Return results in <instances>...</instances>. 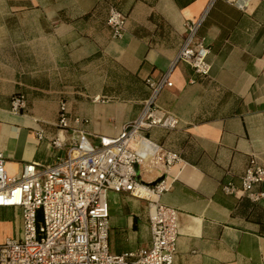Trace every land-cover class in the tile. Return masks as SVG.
Listing matches in <instances>:
<instances>
[{"label": "crops", "instance_id": "0c3cea01", "mask_svg": "<svg viewBox=\"0 0 264 264\" xmlns=\"http://www.w3.org/2000/svg\"><path fill=\"white\" fill-rule=\"evenodd\" d=\"M112 7L126 18L118 39L107 25ZM190 21L200 22L197 36L210 50L206 79L176 60ZM166 73L172 86L157 104L178 126L144 136L181 162L142 170L141 179L166 178L159 202L178 212L173 264H264V197L222 192L228 183L240 187L251 160L264 168V0L245 10L223 0H0L6 174L53 164L73 138L97 146L99 137H117L148 100V81ZM16 95L26 98L19 113L11 111ZM61 103L66 131L55 127ZM253 192L264 194V183ZM107 204L112 254L150 246L146 201L108 192ZM20 220L19 208L0 207V244L18 238Z\"/></svg>", "mask_w": 264, "mask_h": 264}, {"label": "built area", "instance_id": "2783aa9c", "mask_svg": "<svg viewBox=\"0 0 264 264\" xmlns=\"http://www.w3.org/2000/svg\"><path fill=\"white\" fill-rule=\"evenodd\" d=\"M223 1L245 10L249 0ZM125 21L121 12L109 9L107 25L112 38L122 36ZM199 24V21L184 24L185 38L176 60L187 64L199 79H206L210 72L207 62L210 50L197 36ZM148 86L151 93L140 114L124 125L115 138L99 137L97 146L83 137L73 138L64 157L43 168L27 164L18 177L6 174L0 153V207L19 208L23 219L21 237L0 244V264H173L179 233L178 212L159 202L168 189L166 178L160 176L155 185L147 184L141 179V172L181 162L177 154L159 151L144 136L153 128L175 130L179 121L157 104L158 94L172 86L169 73L158 81H148ZM26 107L23 95L11 100L13 113ZM55 127L62 131L69 129L63 103ZM52 146L64 147L58 140H53ZM263 183L264 168L251 160L240 179V187L228 183L222 186V192L258 201L264 194H255L253 190ZM108 192L127 193L147 202L150 246L120 255L110 252Z\"/></svg>", "mask_w": 264, "mask_h": 264}, {"label": "rangeland", "instance_id": "374dc122", "mask_svg": "<svg viewBox=\"0 0 264 264\" xmlns=\"http://www.w3.org/2000/svg\"><path fill=\"white\" fill-rule=\"evenodd\" d=\"M20 235L18 236V238L17 239H19L20 237H21V234H22V231H23V219H22V215H21V220H20Z\"/></svg>", "mask_w": 264, "mask_h": 264}, {"label": "water", "instance_id": "95a60500", "mask_svg": "<svg viewBox=\"0 0 264 264\" xmlns=\"http://www.w3.org/2000/svg\"><path fill=\"white\" fill-rule=\"evenodd\" d=\"M136 171L138 172V168L136 167ZM156 184V182H154V183H152V185H155Z\"/></svg>", "mask_w": 264, "mask_h": 264}]
</instances>
